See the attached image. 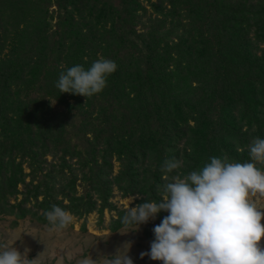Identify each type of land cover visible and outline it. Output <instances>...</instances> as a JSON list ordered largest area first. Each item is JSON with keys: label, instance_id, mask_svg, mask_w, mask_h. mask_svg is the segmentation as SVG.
<instances>
[{"label": "rangeland", "instance_id": "1", "mask_svg": "<svg viewBox=\"0 0 264 264\" xmlns=\"http://www.w3.org/2000/svg\"><path fill=\"white\" fill-rule=\"evenodd\" d=\"M231 16L235 21H228ZM219 22L227 25L225 33ZM81 34L91 46L86 52L93 57L114 60V54L133 55L154 67L160 60L173 83L179 82L180 71L191 78L173 98L168 94L161 99L158 90L149 91V108L131 106L130 119L124 118L123 107L133 98L138 105L142 102L137 99L142 88L132 78L121 81L117 90L108 81L88 106L85 97L61 93L55 86L61 72L70 68L64 57L79 52L75 43ZM11 58L25 75L52 62L46 90L22 79L24 86L13 85V95L0 92L12 126L17 127L20 108L24 111L30 99L34 107H41L44 117L60 118V130H50L44 137L36 134L38 124L22 125L14 152L0 122V193L6 195L0 202V245L21 253L28 248L29 259L44 252L37 264H77L89 255L96 264H105L125 243L131 245L128 254L134 264H162L147 256L141 259L140 253L150 250L152 229L166 212L138 231L116 225L129 207L147 200L159 202L166 182L193 171L183 157L192 129L198 123L211 126L215 122L221 132L236 133L234 142L246 162H252L251 141L264 139V0H0V60ZM205 71L211 76L206 78ZM189 87L193 89L187 92ZM254 91L258 96L254 97ZM17 92L23 97H17ZM226 99L230 101L222 106ZM194 101L201 102L196 110L213 112L215 117L205 118L207 123L195 120L200 113L193 109ZM22 128L36 138L26 154L21 151L26 147ZM159 145L164 146L162 158L156 153ZM136 146L147 149V156L140 158L136 152L141 149ZM92 153L96 160L83 165L93 158ZM173 157L182 167L162 172L164 161ZM229 162L236 163L230 158ZM256 166L264 171V164ZM102 173L109 189L107 204L95 178ZM11 177L18 180L15 188ZM250 199L264 208V195L257 193ZM91 201L92 209L87 204L79 207ZM53 204L67 206L65 210L74 218L59 233L48 231L44 216Z\"/></svg>", "mask_w": 264, "mask_h": 264}, {"label": "clouds", "instance_id": "2", "mask_svg": "<svg viewBox=\"0 0 264 264\" xmlns=\"http://www.w3.org/2000/svg\"><path fill=\"white\" fill-rule=\"evenodd\" d=\"M117 67L115 61L100 57L87 70L75 65L62 71L55 86L61 93L88 99L107 87L108 77ZM248 149L252 162L232 163L227 154L211 157L201 170L166 182L159 202L147 200L129 207L121 223L134 227V231L155 220L160 212L167 213L152 229L150 250L141 252V259L147 256L162 264H264V208L250 199L257 193L264 195V171L256 166L264 164V139L254 138ZM181 167L173 157L164 161L161 171L171 173ZM44 216L50 233L68 229L74 219L55 204ZM130 246L125 243L118 248L105 264H134L128 254ZM0 248L4 249L0 251V264H37L44 253L29 259L28 248L23 253L13 246ZM77 264L96 261L89 255Z\"/></svg>", "mask_w": 264, "mask_h": 264}, {"label": "trees", "instance_id": "3", "mask_svg": "<svg viewBox=\"0 0 264 264\" xmlns=\"http://www.w3.org/2000/svg\"><path fill=\"white\" fill-rule=\"evenodd\" d=\"M207 5H208L207 11L209 12V11H211V5H209L208 3H207ZM59 6H60V4H59ZM230 19L232 21H235L234 20L235 18L233 16H231L228 19V21ZM71 26L72 25H70V27ZM219 28H220L221 32L225 33L227 25L224 22L223 23L219 22ZM84 37L85 36L81 34V36L78 38V41L75 43L77 46L79 45V49H80L79 52L77 54H71L70 53L66 57H64L65 60L67 61V65L69 67H72L75 65H82L87 70L88 68H90L92 63L98 59L97 56L93 57L90 54V52H88V51L86 52V49L91 48V46L87 42V39ZM60 40L61 39L58 38V44H59ZM87 45H89V47H86ZM217 52H219V50H217ZM78 57H79V60H76V58H78ZM113 61H115V63L117 64L118 67H117V70L108 77L107 82L108 81L112 82L114 90L118 89L116 86L119 85L121 81H125V80L131 79V78L136 81V83L134 82V85L140 86L142 88L141 92H140L141 94H140L139 98H137V99H141V101H142V102H140L141 105H138V103L133 98V102H131L132 100L131 101L129 100L127 105L123 107V108H126V111L124 110L125 115H123V116H124V118H128V119H130V116L128 115L127 111H129V109L132 110L130 108L131 106L132 107H137V106L143 107V110H145V111L147 110V108H149L148 104H150V101L152 99L151 93H149V91L151 92V91L158 90V94H159L158 96H161V99H164V97L167 96L168 94H170L171 98H173L176 94L180 93L182 88L184 86H186V84H188V79L191 78L190 73L183 74L180 71L179 72V77H180L179 82L173 83L172 75L170 74V72H168L167 70H165L161 66L163 61L161 62L160 60H158V67H154L153 65H146L144 63V61H142L141 59L140 60L138 58L133 59V55L129 57V56H122V55L120 56V54H114V60ZM143 63H144V67H142ZM49 64H52V62H49V63L47 62V67L44 69H41V70L34 69V70H32V72L29 75H25V73L21 71L23 67L21 66V68L18 70L17 67H19V66L17 65V67H16V63L13 59L12 60L1 59L0 60V92L1 91H3L4 93L5 92H11L8 95H13L12 94L13 85H15L14 88H17V89H18V87L22 88L24 86V84L22 83L23 81L25 83H29V84L31 83L34 86V88H43L46 90V87H49L50 81H51L50 77H49V74L51 71ZM204 73H205V75L209 74L207 71H205ZM208 76L210 77L211 75H208ZM208 76L206 78H208ZM25 77H26V79L24 80ZM22 79H23V81H22ZM211 85H212V83L207 84L206 92H209L208 90L211 88ZM192 89H193L192 87H189L187 92L191 91ZM103 91L101 93H103ZM119 93L117 92V95H119ZM29 94L30 93L25 95L26 96L25 98H27ZM48 94L53 95L54 93L48 92ZM253 94H254V97L258 96V95H256L255 91L253 92ZM121 95H123V94L120 93V96ZM129 95H127V96L129 97ZM16 96L19 98L23 97V96H21L20 92H17ZM79 96L80 95H77V97H79ZM80 97H83V96H80ZM94 97H96V96L94 95L93 97L87 99V102L89 104L88 106H92V101L95 100V99H93ZM196 98L200 99L198 94H197ZM124 99H126V95H125ZM7 100H9V99H7ZM80 100H81V102H83L84 99H80ZM162 101L164 102V100H162ZM229 101H230V99H226V101L224 103H222V106H224L225 103L227 104ZM4 102L5 101L0 100V122H2L3 126L6 128V131H5L6 138L10 139V143H13L12 145H10L11 147H14V149H11L12 152H14V150L16 149L15 147L19 143L20 130H18V129H20L22 125L38 124V126L41 128L36 130V134L41 135V136H43L44 133L48 134V132H51V131L56 132L58 129L60 130V124H59V120H58V119H60L59 116H57V115L47 116L46 115V117H44V114L42 113L41 107L40 108L34 107L32 105L31 99H30V101L26 102L27 106L26 107L24 106V108L22 107V103H20L19 107H22L24 109V111L20 108V112H19L20 114L18 113V118L15 120V122H17L18 124L16 125L17 127L15 126L16 128H14V126H12V122L10 120L11 116L9 117V115H8L9 109L6 108V106L4 105ZM60 102H62V101H60ZM197 102H198L197 105H199L201 103L200 101H194L193 109L196 108ZM200 107L201 106L199 105V109H200ZM131 112H132L131 114L134 113L133 110ZM196 112H199L200 116H199V118H195V120L199 119V122H201V123H205L206 121L204 119L207 117H212V118L215 117L213 115V112L207 113V112L201 111V110H196ZM134 115H131V116H134ZM28 128L27 129L22 128L24 131H26L25 132L26 137L24 140L26 147H24L25 149L21 150L23 152V154L31 152V150L33 148L31 146H33V144L35 143V140H36L35 136L33 135L34 133L29 131ZM221 130H222V128L219 126V123H215V122L211 126H209V125L205 126L203 124L200 125V123H198V125H196L195 128L192 129L190 136H189V139L187 140L188 143L183 148V151H184L183 157L185 158L184 159L185 163L189 166L188 169H192L193 171H198L202 165H204V164L206 165L207 163L210 162L211 157H217L218 158L220 155H221V157H223V155H225L226 153H227V156L230 159L234 160L236 163L239 162L237 160H241L242 164H243V162H246V161H243L245 159L243 154L238 151L239 146H237L236 143L234 142L235 141V135H237V134L232 133L231 131L221 132ZM174 132H176V131H174ZM227 136H229V138L231 137L230 141H228ZM146 143L148 144V141ZM28 145L30 147H28ZM148 146H149V144H148ZM136 148H137V146H136ZM138 148L141 149V147H138ZM138 148H137V150H138ZM146 150L147 149H145V150L141 149V151H139V153L136 152V154L139 155L140 158H144L147 156L148 151H146ZM156 150H157L156 153L158 154V156L160 158H162L161 154H163L164 146L159 145V149H156ZM223 150H225L226 153H222ZM3 153L4 152H2L1 154H3ZM92 156H93V158L87 159L83 165H89L91 162H94L93 161L95 159L94 153H92ZM93 164H96V162ZM99 172H100V170H99ZM160 175H161V171H159V176ZM104 176L105 175L102 173L101 175L100 174L97 175L95 178H98V181H97L98 192H100L101 194L102 193L104 194V197L102 194L104 204H107L108 203V195H109L108 190L109 189H108V186L106 187V185L104 183L105 182L103 180ZM10 181L13 184L12 186H14L18 183V180L14 179L13 177H11ZM134 184H136V183H134ZM14 188H15V186H14ZM5 197H6V195L4 193H0V202H2V200L5 199ZM86 204L89 205L91 209L93 208V206H92L93 202L92 201L86 202L84 204H80L79 207H83ZM66 207L67 206L64 205L63 208L66 209ZM79 207H78V209H79ZM19 215L25 216L24 213H21V214L19 213ZM122 225L123 224L121 222H118V225H116V228H118Z\"/></svg>", "mask_w": 264, "mask_h": 264}]
</instances>
